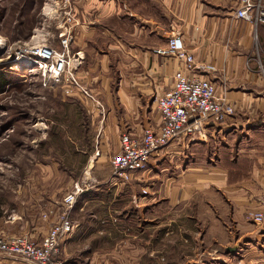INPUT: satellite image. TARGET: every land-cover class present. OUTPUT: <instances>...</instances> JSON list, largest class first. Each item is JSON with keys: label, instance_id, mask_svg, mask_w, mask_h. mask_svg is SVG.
<instances>
[{"label": "crops", "instance_id": "0c3cea01", "mask_svg": "<svg viewBox=\"0 0 264 264\" xmlns=\"http://www.w3.org/2000/svg\"><path fill=\"white\" fill-rule=\"evenodd\" d=\"M237 3V0H95L94 14L93 6L80 13L73 44L78 55L95 38L94 55L99 51L104 63L111 58L117 62L122 80L115 92L118 110L112 106L105 127L128 128L134 133L145 125L160 122L158 108L156 113L148 112L146 96H158L170 88L177 69L190 72L175 56L157 52V48L167 45L174 32L181 34L196 60L217 67L213 72L196 73L214 82L217 94L234 106V113L210 123L205 137L189 143L177 141L168 151L159 153L155 159L177 156L182 160L174 184L161 187L159 205L163 211L176 206L178 217L196 219L206 230V241H218L226 252L241 245L249 262L264 264V224L248 217L251 211L264 208V22L237 17ZM210 139L219 140L222 147L216 144L218 163L205 166L197 156L196 145L208 146ZM226 147L232 150L231 157L225 154ZM223 154L226 156L222 159ZM96 155H92L91 161ZM93 171L95 182L79 196L71 210L75 227L63 241L60 257L64 264H79L81 256L90 255L88 264H94L95 256L102 254L101 241L111 236L124 241L123 248H137L141 245L140 238L148 243L151 239L139 236L134 227L133 217L139 210L144 212L148 207L146 201L139 210L131 203L128 208L120 207L126 193L131 191L130 186L125 188L124 182H116L101 166H95ZM189 206H196V216L187 211ZM52 207L47 205L43 212H47L48 218L40 217L32 225L22 216L16 218L21 222V231L42 240L56 217ZM171 215L167 213L160 222L172 223ZM105 222L119 230L105 231ZM124 228L130 231L121 230ZM237 231L238 236L233 235ZM0 232L6 237L14 235L4 229ZM123 248L118 251L111 248L110 253L117 251L121 263L135 264L127 258L129 250ZM5 258L0 255V261L7 264ZM109 262L108 259L105 263Z\"/></svg>", "mask_w": 264, "mask_h": 264}, {"label": "rangeland", "instance_id": "374dc122", "mask_svg": "<svg viewBox=\"0 0 264 264\" xmlns=\"http://www.w3.org/2000/svg\"><path fill=\"white\" fill-rule=\"evenodd\" d=\"M94 2L0 0V229L12 234L27 233L21 231V222L16 219L19 216L29 225L37 223L40 217L48 218L47 212H43L49 204L56 214L54 222L58 220L63 211L61 201L64 195L87 172L92 178L95 166L110 172L111 177L110 157L119 152V136L128 129L105 127L112 106L118 110L115 92L122 80L117 62L111 58L104 63L99 51L94 55L95 38L84 52L75 55L77 47L73 40L76 25L80 22L79 15L89 6H93L91 12L94 14ZM67 27H70L68 32ZM65 31L71 38L67 57L73 71L103 106L79 90H72L65 78L44 84L42 68L34 61L24 63L23 59L33 56L42 45L64 51L61 41ZM145 102L149 104V113L152 110V113L157 112L156 94L147 95ZM219 143V140L210 139L208 146L196 145L197 156L203 165L218 163L215 149H218L216 144L222 147ZM97 150H100L99 154ZM224 152L227 157L232 156L229 148ZM95 153L96 158L91 161ZM223 156L226 155L223 154L222 159ZM155 158L157 156L150 160L148 168L125 182L124 187L130 186L131 191H126L128 195L124 203L119 204L128 208L131 203L139 210L146 201L148 207L144 212L137 211L133 218H136L137 234L151 236L150 242L140 238L141 245L137 248H123L124 241L113 236L105 238L99 248L102 254H97L93 263L104 264L109 259L107 264H124L117 255V251L123 248L126 252L129 250L127 258L135 264H256L255 261L249 262L241 245L226 252L218 241H206L204 226L196 219L178 217L176 206L162 210L160 189L174 184L182 160L179 161L177 156L167 160ZM187 211L196 216V206H189ZM167 213L174 219L165 225L160 221ZM104 230L113 233L119 229L105 222ZM121 230L130 231L127 228ZM238 233L233 235L238 236ZM63 246L62 242L61 253ZM111 248L117 250L116 254L110 253ZM5 259L7 264H36L13 257ZM79 260V264H88L91 255L81 256Z\"/></svg>", "mask_w": 264, "mask_h": 264}, {"label": "built area", "instance_id": "2783aa9c", "mask_svg": "<svg viewBox=\"0 0 264 264\" xmlns=\"http://www.w3.org/2000/svg\"><path fill=\"white\" fill-rule=\"evenodd\" d=\"M236 16L255 23L264 22V2L262 0H237ZM69 27H67V32ZM70 36L62 34L65 49L58 52L51 46L42 45L33 52V61L44 71V84L56 83L65 78L70 88L79 90L87 98L103 104L95 94L76 76L68 60ZM44 50V52H42ZM162 55L175 56L190 70L179 68L174 73L173 85L156 96L160 122L148 124L139 132L122 131L120 151L111 155V177L116 182H128L133 174L149 167L150 160L161 152L168 151L177 141L193 142L207 135V127L212 122H220L234 113V106L216 92L214 82L200 76L201 72H213L217 67L205 61L196 60L186 46L180 33L174 32L166 46L157 48ZM80 52H78L79 55ZM78 59V58H77ZM32 61V62H33ZM198 72V73H196ZM48 73V74H47ZM97 154L100 150H97ZM88 172L64 195L61 212L48 233L41 241L35 240L28 233L3 236L0 234V255L28 260L36 264H64L60 257L62 242L74 230L75 223L71 210L79 196L94 183ZM144 192H147L144 189ZM264 205V195L262 197ZM47 215V214H46ZM248 217L264 224V208L251 211ZM0 264H4L0 261Z\"/></svg>", "mask_w": 264, "mask_h": 264}, {"label": "bare ground", "instance_id": "6f19581e", "mask_svg": "<svg viewBox=\"0 0 264 264\" xmlns=\"http://www.w3.org/2000/svg\"><path fill=\"white\" fill-rule=\"evenodd\" d=\"M24 63H31L33 61V58L32 56H26L24 59H23Z\"/></svg>", "mask_w": 264, "mask_h": 264}]
</instances>
